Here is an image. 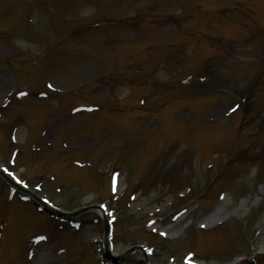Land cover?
Listing matches in <instances>:
<instances>
[{"label":"rangeland","instance_id":"1","mask_svg":"<svg viewBox=\"0 0 264 264\" xmlns=\"http://www.w3.org/2000/svg\"><path fill=\"white\" fill-rule=\"evenodd\" d=\"M9 1L0 0V8L6 10V15L0 16V107L9 98L14 86L18 88L31 83L41 84L39 76L42 67L37 69L33 65L38 61V55L46 51L45 48L49 49L46 61L49 64L48 82L52 87L59 85L58 77L64 74V68L69 71L71 65H77L79 70L84 71L79 72L84 80L72 79V84L68 82V86H60L72 90L79 87L80 81L91 79L93 72H110L112 83L109 92L118 103L124 101L127 89L130 88H126L127 84L123 83L126 79L135 83L140 78L141 84L138 82V86L141 92L150 96L144 97L148 111L144 108L142 112L141 109L139 117L135 116L132 121L130 119L131 123L136 121L132 125L131 135L124 134V131H128L124 123H128L129 119L120 115L104 119L106 121L100 118L87 120L90 115L84 111L71 117L82 123H71L69 128L76 126L78 134L76 137L73 135L65 138V142L72 147H84L85 151L94 147L95 152L90 150L76 157L80 161V169H77L76 175L73 171L66 173V177H73L70 182L62 179L64 184L60 180L55 183L53 178H33L38 166L47 160L28 162L29 158L34 159L36 153L53 146L54 142L58 144L62 138L58 133L63 127V120L57 118L60 122L55 125V129H50L53 123L51 120L35 117L33 126L36 128L31 129L25 124L29 135L26 127H21L15 130L13 138L7 132L12 123L6 106L0 109V166L4 165L10 172L15 171L21 176H17L18 180L24 181L23 165L28 163L29 173H25L32 177L28 183L31 188L35 186V191L55 208L75 210L102 205L112 221L111 242L115 253L121 254L134 245H142L147 250L150 264H182L184 257L190 258L188 264H231L233 260L247 258L249 255H255L257 264H264V194L260 196L259 189L264 183V21L258 19L264 2L252 14L255 10L251 13L250 9L252 5H258L256 0H153L152 5L146 9L140 5L143 0H32L41 11L34 15L35 25L29 20L26 28L24 20L12 22L8 17L10 9L11 12L22 10L23 18L24 5ZM198 1L206 4L207 11L201 14L195 12ZM3 2L7 5L2 6ZM99 18L103 22L125 20L127 29L101 28L99 32L82 35L80 26H76L94 23ZM79 31L81 34H78ZM242 32L244 34L241 36ZM94 33H99L95 39ZM200 33L211 37L226 34L223 40L228 43L235 37L240 38L238 43L234 42L236 45L229 44L221 59L218 56L211 59L215 62L213 67L220 70L233 67L237 73L212 76L203 66L201 68V61L209 59L206 57L211 54L192 44L193 38L202 36ZM64 37L76 40L58 45L60 42L55 39ZM98 39L111 42L110 50L106 48L99 51L100 46L96 44L101 41ZM142 39L147 43H150L148 40H154L156 47H153L152 52L156 53L158 48L161 52L154 55L147 72L136 74L129 66L134 60L146 61L138 48ZM167 43L177 46L167 49ZM84 58L88 65L82 61ZM99 65H105L106 69H98ZM25 67L30 72L22 69L20 72L19 68ZM206 75H210V79L204 82ZM35 76L38 78L35 79ZM175 77H180L176 81L177 88L171 90L168 86L169 93L164 91L161 83H171ZM254 79L258 81L259 87L256 98L259 97L255 103L250 100L247 92L245 94L244 89L247 85L250 87ZM89 95L94 101L100 99L102 102L110 96L107 90L98 96ZM128 98L132 100L130 96ZM52 103L50 105L54 107L55 101ZM155 104L160 107L165 105L158 116L152 115ZM52 110L60 113L56 108ZM173 115L190 125L186 131L181 128L185 125L172 126L174 122H179L172 118ZM23 116L24 121L25 112ZM193 116L196 119L191 124ZM200 118L207 122L196 123ZM233 126L242 127V134H249V138L243 139L240 135L236 141L232 135ZM194 128L210 135L197 141ZM46 130L49 131L44 133ZM43 133V141L32 143L35 138L36 141L40 140ZM71 134L73 132L69 136ZM11 138L14 143H11ZM233 139L237 143L234 148ZM93 141L95 146H90ZM114 146L124 149H113ZM110 150L112 156H109ZM143 150L147 157L139 153ZM210 152L220 153V158L215 156L217 159L214 160V167H209L210 156L206 157ZM14 154H17V165L15 161L11 163ZM51 154L49 152L54 158ZM96 156L100 164L94 159ZM110 163L117 164V168L123 172L122 181L116 178L120 181L117 180L118 187L114 185L115 190L120 191L122 183L126 190H129L130 185L135 187L142 183L140 198L136 199L135 196L133 201H129L130 195L125 192L113 196L110 180L116 174L111 168L107 173L110 175L107 182L97 179V174L109 167ZM166 166L173 167L174 172L167 174L163 170ZM153 169L155 172L161 170L165 175L156 173L157 178L152 177ZM101 176L104 179L103 174ZM124 178H127L130 185L124 183ZM73 179L76 181L71 183ZM186 192V197L179 198L180 194L185 195ZM221 193L227 196L223 207L224 215L228 216L211 230L199 229V221L206 216L207 211L223 203L219 196ZM155 209L159 211L152 213ZM93 217V213L88 211L80 219ZM177 218L180 221L173 224L176 226L174 230H180L172 237L167 231L162 232L163 235L151 231ZM0 219L6 225L1 232L3 241L0 244V264H24V240L28 244L26 254L29 250L31 253V264H100L97 247L94 245L100 236L97 226L86 225L80 231L72 232L65 224L52 220L49 222L44 214L37 215L34 207L20 203L2 186ZM159 220L161 223H158ZM63 250L70 251L71 255L59 263L57 261L65 254ZM77 251L80 252V258ZM141 258L135 252L119 264H141Z\"/></svg>","mask_w":264,"mask_h":264},{"label":"snow or ice","instance_id":"2","mask_svg":"<svg viewBox=\"0 0 264 264\" xmlns=\"http://www.w3.org/2000/svg\"><path fill=\"white\" fill-rule=\"evenodd\" d=\"M48 87L51 88L52 85H49ZM20 95H24V93H20ZM5 171H7V169H5ZM8 175L11 176L13 179H16V177L13 175V173L8 172ZM17 183H21V181L17 180ZM162 235H163V233H162ZM39 239H45V238L44 237H40Z\"/></svg>","mask_w":264,"mask_h":264},{"label":"bare ground","instance_id":"3","mask_svg":"<svg viewBox=\"0 0 264 264\" xmlns=\"http://www.w3.org/2000/svg\"><path fill=\"white\" fill-rule=\"evenodd\" d=\"M157 210H154L152 213H155ZM171 225H168V226H163L162 229L165 231L167 230L168 228H170ZM234 264H237L236 262H234Z\"/></svg>","mask_w":264,"mask_h":264},{"label":"water","instance_id":"4","mask_svg":"<svg viewBox=\"0 0 264 264\" xmlns=\"http://www.w3.org/2000/svg\"><path fill=\"white\" fill-rule=\"evenodd\" d=\"M106 255L108 256V254L106 253Z\"/></svg>","mask_w":264,"mask_h":264}]
</instances>
